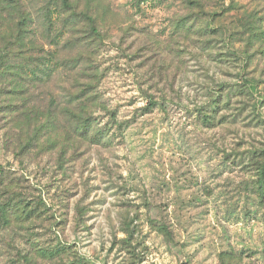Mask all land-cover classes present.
I'll return each instance as SVG.
<instances>
[{"label": "rangeland", "instance_id": "obj_1", "mask_svg": "<svg viewBox=\"0 0 264 264\" xmlns=\"http://www.w3.org/2000/svg\"><path fill=\"white\" fill-rule=\"evenodd\" d=\"M264 0H0V264H264Z\"/></svg>", "mask_w": 264, "mask_h": 264}, {"label": "trees", "instance_id": "obj_2", "mask_svg": "<svg viewBox=\"0 0 264 264\" xmlns=\"http://www.w3.org/2000/svg\"><path fill=\"white\" fill-rule=\"evenodd\" d=\"M263 202H264V199H263Z\"/></svg>", "mask_w": 264, "mask_h": 264}]
</instances>
